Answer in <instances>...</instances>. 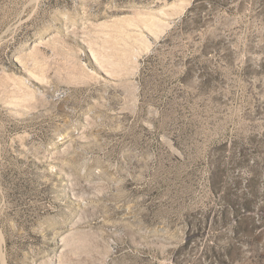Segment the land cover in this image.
I'll return each instance as SVG.
<instances>
[{"label": "rangeland", "instance_id": "rangeland-1", "mask_svg": "<svg viewBox=\"0 0 264 264\" xmlns=\"http://www.w3.org/2000/svg\"><path fill=\"white\" fill-rule=\"evenodd\" d=\"M0 264H264V0H0Z\"/></svg>", "mask_w": 264, "mask_h": 264}, {"label": "trees", "instance_id": "trees-1", "mask_svg": "<svg viewBox=\"0 0 264 264\" xmlns=\"http://www.w3.org/2000/svg\"><path fill=\"white\" fill-rule=\"evenodd\" d=\"M194 7H195V6H194ZM194 7H193V8H194ZM193 8H192V9H193ZM190 13H191V12H189V13H186V14L184 15V17H183V18H186V17H187V16H188Z\"/></svg>", "mask_w": 264, "mask_h": 264}]
</instances>
